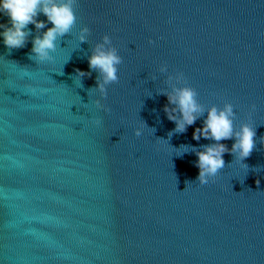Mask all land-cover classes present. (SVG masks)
Instances as JSON below:
<instances>
[{
	"label": "water",
	"instance_id": "obj_1",
	"mask_svg": "<svg viewBox=\"0 0 264 264\" xmlns=\"http://www.w3.org/2000/svg\"><path fill=\"white\" fill-rule=\"evenodd\" d=\"M74 12L51 61L28 58L46 29L0 43V264H264V0H76ZM104 35L122 62L100 99L99 71L75 69L90 71ZM177 73L255 131L251 154L226 152L204 185L192 149L213 141L192 133L206 113L168 136L160 90Z\"/></svg>",
	"mask_w": 264,
	"mask_h": 264
},
{
	"label": "clouds",
	"instance_id": "obj_2",
	"mask_svg": "<svg viewBox=\"0 0 264 264\" xmlns=\"http://www.w3.org/2000/svg\"><path fill=\"white\" fill-rule=\"evenodd\" d=\"M75 3L76 0H0V15L7 17V24H0V43L7 49L23 48L31 34V30L28 29L29 24L33 25L36 30L46 29L32 38L28 58L37 65L51 61V53L56 50L58 38L69 34L76 23ZM38 15H43L46 19L38 20ZM48 24L52 26L46 27ZM88 34V27L80 28L76 37L77 41L86 42ZM152 43L153 41L149 40V44ZM121 62L117 49L111 46L110 37L104 35L87 59L90 71L75 69V72L77 77H85L91 75V70H98L99 79L94 89L99 93L100 99H103L106 96V86L118 80L117 66ZM158 72L166 73L167 65L162 64ZM25 74H27L26 69ZM166 83L170 90H160V94L167 98L163 112L166 118L175 125L168 133L169 137L174 133H184L187 127L192 126L206 113L202 126L195 128L192 133V139L195 141L201 138L213 141L212 144L205 145L202 151L192 149L197 157L194 166L198 169L196 179L199 184L208 183L209 178L214 177L224 167L223 155L226 152L235 154V158L239 161L251 154L255 131L249 123H241L238 130L234 128L235 113L232 104L225 103L221 108L215 105L205 108L204 105L198 103L196 91L185 85L182 73H177L175 76L168 75ZM95 104L97 108H103L100 100L95 101ZM104 110L107 111V109ZM96 123L99 124L100 121L97 120ZM143 126L146 127L144 124ZM151 130L155 131L152 128ZM141 134V128L135 129V136L139 137ZM229 139L234 141L230 149L220 143L222 140ZM179 150H182L179 152L180 155L186 153L188 148L181 145Z\"/></svg>",
	"mask_w": 264,
	"mask_h": 264
}]
</instances>
